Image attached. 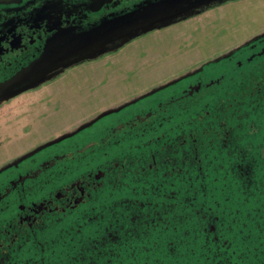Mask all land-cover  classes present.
<instances>
[{
  "label": "flooded vegetation",
  "instance_id": "af4514ba",
  "mask_svg": "<svg viewBox=\"0 0 264 264\" xmlns=\"http://www.w3.org/2000/svg\"><path fill=\"white\" fill-rule=\"evenodd\" d=\"M147 1L0 3V114L72 70L90 75L91 63L146 35L4 98L1 86L62 29L88 30ZM22 128L0 133V148ZM7 152L0 264H264V30L29 151Z\"/></svg>",
  "mask_w": 264,
  "mask_h": 264
},
{
  "label": "rangeland",
  "instance_id": "374dc122",
  "mask_svg": "<svg viewBox=\"0 0 264 264\" xmlns=\"http://www.w3.org/2000/svg\"><path fill=\"white\" fill-rule=\"evenodd\" d=\"M263 30L264 0L232 1L150 32L105 55L91 63L88 77L84 70H72L65 78L28 92L7 107L10 119L0 114V133L11 125L17 131L28 128L9 147L0 148V165L7 161V151L13 155L29 151L106 107H117L217 59ZM82 76L92 80L85 79L79 86L70 84Z\"/></svg>",
  "mask_w": 264,
  "mask_h": 264
},
{
  "label": "water",
  "instance_id": "95a60500",
  "mask_svg": "<svg viewBox=\"0 0 264 264\" xmlns=\"http://www.w3.org/2000/svg\"><path fill=\"white\" fill-rule=\"evenodd\" d=\"M8 1L18 0H0V3ZM226 1L230 0L147 1L130 12L106 18L88 30L76 32L74 28L62 29L48 41L39 58L1 86L7 91V97L4 98L35 88L73 65L96 59L144 34L185 20Z\"/></svg>",
  "mask_w": 264,
  "mask_h": 264
},
{
  "label": "snow or ice",
  "instance_id": "6c2138e0",
  "mask_svg": "<svg viewBox=\"0 0 264 264\" xmlns=\"http://www.w3.org/2000/svg\"><path fill=\"white\" fill-rule=\"evenodd\" d=\"M5 40V37L2 32H0V47H3V41Z\"/></svg>",
  "mask_w": 264,
  "mask_h": 264
}]
</instances>
